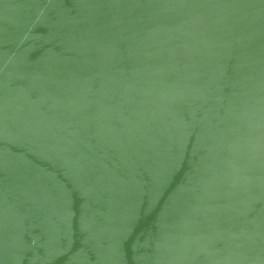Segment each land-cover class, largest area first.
<instances>
[{
    "label": "water",
    "instance_id": "95a60500",
    "mask_svg": "<svg viewBox=\"0 0 264 264\" xmlns=\"http://www.w3.org/2000/svg\"><path fill=\"white\" fill-rule=\"evenodd\" d=\"M0 264H264V0H0Z\"/></svg>",
    "mask_w": 264,
    "mask_h": 264
}]
</instances>
